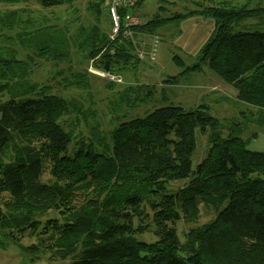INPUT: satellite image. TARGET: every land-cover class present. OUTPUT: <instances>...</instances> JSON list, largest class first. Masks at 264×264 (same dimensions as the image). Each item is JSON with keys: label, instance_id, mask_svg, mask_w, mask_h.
Segmentation results:
<instances>
[{"label": "trees", "instance_id": "obj_1", "mask_svg": "<svg viewBox=\"0 0 264 264\" xmlns=\"http://www.w3.org/2000/svg\"><path fill=\"white\" fill-rule=\"evenodd\" d=\"M145 1L116 6L111 36V0H0V247L68 264H264V152L247 148L264 130V0H194L167 16L159 4L124 26ZM199 16L213 29L195 61L173 54L177 74L138 82L158 31ZM46 64L51 75L32 80ZM203 68L235 92L205 96L243 105L224 131L204 94L132 116Z\"/></svg>", "mask_w": 264, "mask_h": 264}, {"label": "rangeland", "instance_id": "obj_2", "mask_svg": "<svg viewBox=\"0 0 264 264\" xmlns=\"http://www.w3.org/2000/svg\"><path fill=\"white\" fill-rule=\"evenodd\" d=\"M194 0H164L157 2V0H146L141 6L136 7L134 11L137 15L138 21H146L153 17L157 11L159 4L164 5L163 15L167 16L174 12H184L186 10L195 8L196 5L193 3ZM135 3V0H134ZM133 3V4H134ZM131 15L134 16L132 9L129 10ZM249 23H254L256 25L258 20H248ZM213 28V20L211 18H199L192 17L180 22L179 25L171 23L158 31L160 36V41L155 44L156 47L154 51V61L150 62V66H143L141 71L136 73V80L141 83H157L159 80H163L169 75H175L180 71V67L175 65L171 57L173 54H178L184 60L185 65H189L195 61V53L198 47L206 40ZM261 29L264 30V26L260 25ZM111 29V27H110ZM179 33V35H176ZM148 41V38H147ZM156 42V41H155ZM154 42V43H155ZM148 62V61H147ZM53 69L50 65L46 64L40 69L34 70L31 75V79L34 81H44L48 78ZM144 72V73H141ZM96 75V74H95ZM125 79V76L122 75ZM122 78V77H121ZM123 80V79H122ZM100 96L108 95V91L103 87ZM216 90L219 95H224L225 97H233L234 89L225 83L224 81L218 79L214 74L203 68L201 72H194L185 77H181L179 82L172 86H165L163 97L159 98L155 103H150L144 105L145 107H139L133 111L132 116H140L147 111L154 109L155 107L175 104L183 107L184 109H192L198 103L202 102V98L208 91ZM74 90H56L59 94H68ZM204 94V96H202ZM218 96H213L212 99L208 95L205 96L203 102L209 104V113L219 120V129L225 130L226 124L229 120L234 118L239 109L243 108L242 104H234L232 100L219 101ZM5 97H0L3 99ZM232 99V98H231ZM99 105L103 108L102 101L98 100ZM253 129V127H251ZM256 128L254 127V130ZM248 135L244 134V137ZM203 139H199V145L196 149V153L192 156V165L196 162L198 156L200 157L205 153L206 146ZM202 140V142H201ZM247 148L255 151L264 152V130H258L257 136L250 139ZM264 179V176H263ZM175 182L172 185H178ZM171 185V186H172ZM200 218L199 221L202 222L206 220L210 214L200 205ZM183 224L179 221L177 222L178 232L181 233ZM24 243L33 242L31 239H23ZM0 264H68L65 260H49L46 257H40L38 259H33L29 255L22 253L16 245L9 244L5 248L0 247Z\"/></svg>", "mask_w": 264, "mask_h": 264}, {"label": "built area", "instance_id": "obj_3", "mask_svg": "<svg viewBox=\"0 0 264 264\" xmlns=\"http://www.w3.org/2000/svg\"><path fill=\"white\" fill-rule=\"evenodd\" d=\"M107 2V0H106ZM134 0H111V5L109 7V13H110V18H111V36H114L120 28V23H119V18L118 14L116 12V6L118 4H121L124 7L131 8L133 6ZM137 19L131 15L130 12L127 11L124 17V26L125 25H133L135 24ZM129 31H125L124 35H129ZM139 56H142L145 52L143 49L136 50ZM150 54V52H148ZM89 72L96 74L101 77H106L109 78L113 81L120 82V79L116 77L115 75L110 74L107 71L95 68L93 66L88 67Z\"/></svg>", "mask_w": 264, "mask_h": 264}, {"label": "water", "instance_id": "obj_4", "mask_svg": "<svg viewBox=\"0 0 264 264\" xmlns=\"http://www.w3.org/2000/svg\"><path fill=\"white\" fill-rule=\"evenodd\" d=\"M106 65H108V63H106ZM96 66H99V63L98 62L96 63ZM106 69H107V66H106Z\"/></svg>", "mask_w": 264, "mask_h": 264}, {"label": "crops", "instance_id": "obj_5", "mask_svg": "<svg viewBox=\"0 0 264 264\" xmlns=\"http://www.w3.org/2000/svg\"><path fill=\"white\" fill-rule=\"evenodd\" d=\"M135 17L137 18V15H135ZM190 18H192V17H190ZM190 18H189V19H190ZM199 18H202V17L199 16ZM202 19H203V18H202ZM186 20H187V19H186ZM212 29H213V28H212Z\"/></svg>", "mask_w": 264, "mask_h": 264}]
</instances>
